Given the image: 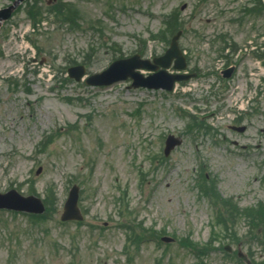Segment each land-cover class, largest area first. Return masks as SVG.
Returning <instances> with one entry per match:
<instances>
[{
	"label": "rangeland",
	"instance_id": "1",
	"mask_svg": "<svg viewBox=\"0 0 264 264\" xmlns=\"http://www.w3.org/2000/svg\"><path fill=\"white\" fill-rule=\"evenodd\" d=\"M175 35L198 75L174 90L86 83ZM74 184L85 218L64 222ZM13 188L51 211L0 209V264H264L247 212L264 217V0L23 2L0 28V191Z\"/></svg>",
	"mask_w": 264,
	"mask_h": 264
},
{
	"label": "water",
	"instance_id": "2",
	"mask_svg": "<svg viewBox=\"0 0 264 264\" xmlns=\"http://www.w3.org/2000/svg\"><path fill=\"white\" fill-rule=\"evenodd\" d=\"M24 0H16L12 5L7 8L0 10V23L2 20L8 19L15 9L18 7L19 3ZM178 35H176L173 40L171 47L167 53L160 57L156 58L155 62L163 66L159 72L155 73L151 77L145 78L139 71L136 69L139 67L148 66L146 60H140L139 56L132 57L130 59H122L115 61L109 69L102 73H97L92 75L87 83L93 85H104L111 84L116 80L125 79L128 76H131L134 79L135 86H149V87H160L164 86L168 89H172L176 80L187 79L188 75L181 73H168L166 68H168L173 58H177L175 62V67L178 69H183L186 67L185 57L178 46ZM154 68H158L154 66ZM121 69L120 73H116L117 70ZM86 70L84 66H77L70 69L72 76H75L78 80L82 78ZM227 76H231V69L227 71ZM117 76H120L117 78ZM177 140V139H176ZM178 141V140H177ZM179 142V141H178ZM170 146H173L170 145ZM170 152V147L166 148V153ZM79 200V187L74 186L70 192V196L65 204V210L62 215L63 220L70 219H83V214L78 206ZM0 208H11L16 210H26L31 212L41 213L45 210V205L39 197L35 195L24 196L19 193L17 190L13 189L6 193L0 192Z\"/></svg>",
	"mask_w": 264,
	"mask_h": 264
},
{
	"label": "bare ground",
	"instance_id": "3",
	"mask_svg": "<svg viewBox=\"0 0 264 264\" xmlns=\"http://www.w3.org/2000/svg\"><path fill=\"white\" fill-rule=\"evenodd\" d=\"M252 224L254 225V226H256V223L253 221L252 222ZM189 243H190V247H192V248H194L195 249V247H194V244H192V242H190V241H188ZM196 250V249H195ZM201 250V249H200ZM197 251H198V249H197Z\"/></svg>",
	"mask_w": 264,
	"mask_h": 264
},
{
	"label": "trees",
	"instance_id": "4",
	"mask_svg": "<svg viewBox=\"0 0 264 264\" xmlns=\"http://www.w3.org/2000/svg\"><path fill=\"white\" fill-rule=\"evenodd\" d=\"M261 209H262L261 211L264 212V207H262ZM252 217H253L254 220H255V218H256V220H257V217H254V214H253V213H252ZM262 220H263L262 223L264 224V219H262Z\"/></svg>",
	"mask_w": 264,
	"mask_h": 264
},
{
	"label": "flooded vegetation",
	"instance_id": "5",
	"mask_svg": "<svg viewBox=\"0 0 264 264\" xmlns=\"http://www.w3.org/2000/svg\"><path fill=\"white\" fill-rule=\"evenodd\" d=\"M233 62H230L229 64L226 65V67H228L230 64H232Z\"/></svg>",
	"mask_w": 264,
	"mask_h": 264
}]
</instances>
